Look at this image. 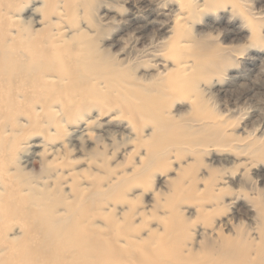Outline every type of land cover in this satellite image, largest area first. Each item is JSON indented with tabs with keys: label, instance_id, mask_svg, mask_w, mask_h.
Instances as JSON below:
<instances>
[{
	"label": "rangeland",
	"instance_id": "1",
	"mask_svg": "<svg viewBox=\"0 0 264 264\" xmlns=\"http://www.w3.org/2000/svg\"><path fill=\"white\" fill-rule=\"evenodd\" d=\"M213 2L193 3L191 16L185 27L177 29V34L180 40L190 39V43L217 45L224 54L213 56L215 71L192 77L196 80L191 81L193 84L187 90L179 96H167L161 105L164 114L177 123L191 124L194 128L201 125L207 132L222 134L225 140L195 145L196 154L186 145L167 149L164 163L146 172L142 180L136 179L137 171L145 158V142L152 136V123L148 119L133 120L123 112L126 106L122 95L132 89L155 91L162 75L174 69L175 57L191 58L187 53L168 48L175 28L173 20L181 14V5L177 0H154L155 11L148 17L152 22L132 21L140 25L136 32L123 21L133 17L130 3L122 0L76 3L78 27L93 34L97 49L105 53L108 64L121 74V78H113L109 84L103 81L104 95L100 100L91 101L90 107L82 104L67 121L61 122V132L67 133L64 148L72 164L58 165L54 174L71 172L72 183L87 187L91 195L99 188L109 193L103 194L104 199L94 205L101 213L90 219L94 230L107 236L116 235L118 230L131 231L137 241L156 244L157 237L167 229L172 208L187 221L189 233L195 238L192 251L200 257L205 249L199 245L215 240L212 235L206 238L202 229L208 232L216 227L225 235L263 243L264 155L259 149L264 150V0ZM26 3L27 7L18 15L21 19L30 17L33 7H37V17L48 8L40 0ZM60 4L57 0L52 3V20L58 16ZM164 22L167 31L161 30ZM123 72L127 77L125 83ZM131 100L139 102L136 97ZM199 119L202 122L210 119L215 124L204 125ZM84 122H89L90 134L71 138V130ZM48 129L46 126L43 131ZM36 134L39 140L44 136ZM60 141L57 135L50 144L57 146ZM38 158L30 156L27 164L19 162L25 178L35 177L39 188L44 184L51 189L55 180L63 192L68 177L60 175L54 179L55 175H41ZM108 183L117 184V190L109 192L105 188ZM175 184L191 188V198L171 201L176 195ZM15 234L11 229L8 231L9 236ZM187 247L190 248L189 243ZM206 259L204 264H226L212 253Z\"/></svg>",
	"mask_w": 264,
	"mask_h": 264
},
{
	"label": "bare ground",
	"instance_id": "2",
	"mask_svg": "<svg viewBox=\"0 0 264 264\" xmlns=\"http://www.w3.org/2000/svg\"><path fill=\"white\" fill-rule=\"evenodd\" d=\"M27 1L0 0V264H204L210 253L226 264H264V223L261 244L225 235L220 228L212 227L208 232L202 229L206 238L215 237L210 244L199 245L205 249L202 257L192 251L195 238L189 233L187 221L171 207H168L171 216L167 229L157 237L156 244L137 241L131 231L118 230L116 235L107 236L93 229L90 219L101 214L94 205L104 199L103 194L109 196V193L99 188L91 195L87 187L72 183L71 172L54 174L58 165L72 164L64 148L67 133L61 132V122L67 121L82 104L90 107L91 101L100 100L104 82L109 84L113 78H121V74L108 64L105 53L97 49L93 34L79 28L76 21V3L83 5L99 0H57L61 8L55 20L51 15L52 3L56 0H40L48 7L41 16L37 17V7H33L30 17L19 18ZM122 1L130 3L133 10L130 13L133 17L123 18L127 25L133 26L132 30L138 32L140 27L132 21L152 22L148 17L155 11L154 0ZM213 1L202 0V3ZM177 2L181 5V14L173 20L175 28L168 48L187 53L191 58L175 57L174 69L162 75L155 91L132 89L122 95L126 106L122 111L133 120L148 119L153 128L151 138L145 142V158L137 171L138 177L136 174L133 177L137 180L164 163L167 149H181L186 145L196 154L195 145L225 140L222 134L207 132L204 126L179 124L162 110L161 103L167 96H179L195 79L192 77L215 71L213 56L224 54L217 45L179 39L177 29L185 27L192 4L200 0ZM137 12L139 15H134ZM36 24L40 26L35 27ZM161 30H168L167 23H162ZM123 75L125 83L126 73ZM131 97L139 102L134 103ZM198 121L208 126L215 124L210 119ZM88 125L89 122L77 125L71 130V138L90 134ZM46 126L50 129L43 131ZM36 132L44 134L43 138L39 140ZM57 135L61 140L59 145L51 146ZM259 151L264 155L263 149ZM30 156L39 157L41 175H55L54 179L60 175L64 179L68 177L63 192L55 180L51 189L44 184L39 188L35 177L25 178L19 162L27 164ZM175 185L176 195L171 201L191 198V188ZM117 187L108 183L105 188L114 192ZM61 195L72 198L67 200ZM10 229L16 234L9 236ZM119 240L124 243L120 244Z\"/></svg>",
	"mask_w": 264,
	"mask_h": 264
}]
</instances>
